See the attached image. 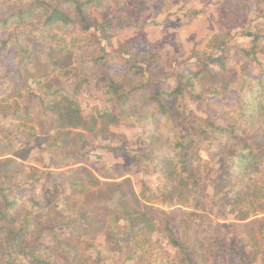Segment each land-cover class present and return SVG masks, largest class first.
Listing matches in <instances>:
<instances>
[{
  "label": "trees",
  "instance_id": "16d2710c",
  "mask_svg": "<svg viewBox=\"0 0 264 264\" xmlns=\"http://www.w3.org/2000/svg\"><path fill=\"white\" fill-rule=\"evenodd\" d=\"M253 1L264 19V0ZM165 3V11L173 7L172 0ZM233 3L223 1L220 6L226 12L243 10L239 3ZM0 4L14 7L0 19V27L8 33L0 41V49L12 50L17 64L23 67L20 81L14 79L8 85L6 78H0V112L15 106V118L26 130V138L33 135L34 143L47 146L43 152L51 156L55 169L71 168L63 173L64 183L56 184L51 179L46 182L43 199L33 198L21 206V199L7 183L11 174L2 173L16 162L9 158L0 161V234L5 237L2 244H7L0 251L9 264H60L52 255L41 253L43 243L30 248L28 240L36 232L55 234L62 225H49L48 216L53 210L69 209L66 201L76 194L85 199L81 218L87 222L86 227H99L100 215L108 220L106 245L91 242L87 249L99 257L110 256L119 264H252L259 253L264 254V245L253 234L248 241L237 239L231 245L213 219L198 209L193 187L197 185L198 168L220 158L227 166L224 180L234 172L240 177L264 175V145L256 140L257 135H264V80L244 79L240 107L226 115L225 127L202 120L185 104L186 93L197 99L224 98L232 89L223 73L229 68L231 38L227 31L215 34L206 45L220 55L194 48L199 59L197 71L181 73L176 77L178 85L167 91L154 81L149 65L155 63L154 69L170 73L172 62L162 61L156 54L142 55L121 46L122 56L129 58L124 72L102 69L107 56L102 42L110 44L119 31L129 26L115 22L106 0H0ZM93 8L104 18L102 23L92 16ZM222 12L220 24L227 22ZM199 15L194 13L193 18ZM245 38L253 41L248 50H240L241 56L255 59L264 50V25ZM34 43L39 44L36 52ZM38 60L42 61L38 63L43 73L32 77V82L39 93V97H33L40 103L41 114L33 117L28 109L20 108L27 97L20 89L30 83L27 66ZM98 67L100 70L94 73L93 68ZM91 76L100 77L92 80ZM64 83L73 91L89 87L102 90L106 104L115 111L95 109L86 114L80 103L67 94ZM10 100H14V106L9 105ZM36 121L39 133L35 135ZM120 123L150 127L140 152L131 158L141 173L157 183L156 188L144 183L142 195L136 193L130 179L121 180L111 167L102 164L96 173L86 166L77 167L86 163L82 157L87 155H82L80 149L75 153L73 150L82 146L87 136L115 138L110 127ZM34 143L24 144V149ZM13 154L0 150V158ZM45 175L55 176L52 172ZM246 194L256 198L245 204L242 197H234L236 219L247 228L259 226L258 236L264 240V199L258 192ZM43 202L48 208L38 210ZM157 213L163 216L161 224L155 219ZM156 233L168 238V248L175 257H159V244L152 239ZM249 245L251 252L247 255L242 248Z\"/></svg>",
  "mask_w": 264,
  "mask_h": 264
},
{
  "label": "rangeland",
  "instance_id": "374dc122",
  "mask_svg": "<svg viewBox=\"0 0 264 264\" xmlns=\"http://www.w3.org/2000/svg\"><path fill=\"white\" fill-rule=\"evenodd\" d=\"M106 1L108 2V11L115 22L129 25L126 29L119 31L110 44L102 42L107 56L106 62L101 65L106 72H124L125 60L129 58L122 56L121 46H129L131 50L139 54L149 56L156 54L162 61L171 60L172 72L170 73L154 69L155 63L149 65L154 81L159 83L162 89L171 91L178 85L177 76L181 73L192 74L197 71L199 59L196 57L194 48L217 57L220 52L215 53L209 47L206 48V45L215 34L227 31L226 33L231 38L228 47L230 50L228 54L229 68L223 73L232 89L224 98L197 99L191 93H186L184 96L188 109L197 117L223 127L227 125L226 115L237 111L240 107L239 99L242 92L240 87L244 79L264 80V50L255 59L245 60L240 53L241 49L248 50L252 45L253 39L245 38L246 35L256 33L258 27L264 25V19L260 18L262 12L258 10L257 3L253 0H172L173 7L166 11L165 0ZM223 1L228 4L232 2L233 5V2H237L243 10L237 9L234 13L229 10L226 12L224 6H220ZM11 8L14 7L0 4V19ZM222 9L223 17L227 19V22L220 24L219 12ZM90 12L100 23L104 21L97 8L91 9ZM196 12H200L201 15L193 18V14ZM230 20L232 21L229 22ZM90 33L101 37L94 30H91ZM7 35L8 33L0 27V41L5 40ZM261 45H264V42ZM32 46L36 52L39 44L34 43ZM140 60L147 61L143 58ZM38 62L42 63L41 60H38L27 66V71L31 75L30 83L20 89L25 96L27 95L20 108L28 109L33 117H38L41 114L40 103L37 98L33 97V95L39 97V93L32 82V77H38L43 73L42 66ZM22 69L23 67L17 64L16 56L12 50L0 49V78H6L8 85L13 83L14 79L20 81ZM93 69L95 73L100 70V67ZM97 77L100 76H91V79L95 80ZM63 87L68 95L73 96L80 103L86 114H91L95 109L104 112L109 108L115 111L113 107L106 104L102 90L89 87L73 91L66 83L63 84ZM9 105L14 106V100H10ZM14 107L10 106L5 112H0V150L13 151L14 153L12 156L0 158V161L9 158L16 162L9 165L8 169L5 168L2 173L9 172L11 174L7 180L8 186L14 188L15 195L21 199L22 206L33 198L43 199L45 185L49 179L56 184L64 183L63 173L71 168L55 169V166L51 164L53 161L51 156L43 152L47 146L43 143H34L33 135L29 134L26 138V130L18 126L19 121L15 118ZM33 126L36 135L39 133L37 121ZM148 129H150L148 125L120 123L110 127L111 132L116 135L115 138L109 139L108 136H104L99 140L93 136H87L85 143L73 150L75 153L80 149L82 155H87L86 158L82 157L86 163L77 167L86 166L95 173L100 170L102 164L111 167L116 171L118 177L122 178L121 180L130 179L132 181L138 195H142L144 183L156 188L155 179L141 173L138 167L131 162V158L140 152ZM256 140L264 145V135H257ZM29 142L34 144L24 149V144L30 145ZM226 168L227 166L221 158L212 165L198 168L197 185H193L197 193V207L213 219L231 241V245L237 239L248 241L250 234L256 235L258 241L264 245L262 236H258V231L261 232L259 226L244 227L237 221L236 211H233L234 197H242L245 204H249L251 199L256 198L254 195H247L246 192H258L260 193L259 198L264 199V175L263 177L249 175L240 177L238 172H234L230 179L224 180ZM47 172H52L55 176L45 175ZM224 189H226L225 192L220 195ZM66 202L70 206L69 209L53 210L47 218L49 225L51 223L62 225L56 229V233L44 232L41 234L36 232L28 240V246L35 248L36 245L43 243L41 253L52 255L60 264H119L110 256L99 257L95 251L87 249V243L91 242L106 245L108 241L107 218L100 215L101 225L99 227H86L84 223L87 222L81 218V212L86 208L84 196L76 194ZM46 208H48V203L43 202L38 210ZM261 217L263 216H259V218ZM162 218L160 213L155 215V219L160 224ZM160 224L159 226H161ZM120 225L125 226V222L122 221ZM0 237V248H5L7 244H2L5 237L2 234ZM152 239L159 244L161 259L175 257L169 250L168 238L163 233L154 234ZM115 248L112 247L113 250ZM242 249L247 255L251 252L250 245L244 246ZM233 260L237 261V258H233ZM0 264H9L1 251ZM252 264H264V254L259 253L256 261Z\"/></svg>",
  "mask_w": 264,
  "mask_h": 264
}]
</instances>
